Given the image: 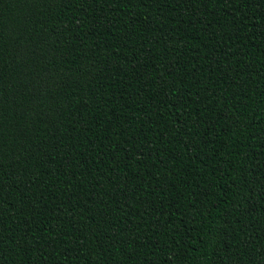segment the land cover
Segmentation results:
<instances>
[{
  "label": "trees",
  "instance_id": "trees-1",
  "mask_svg": "<svg viewBox=\"0 0 264 264\" xmlns=\"http://www.w3.org/2000/svg\"><path fill=\"white\" fill-rule=\"evenodd\" d=\"M0 264H264V0H0Z\"/></svg>",
  "mask_w": 264,
  "mask_h": 264
}]
</instances>
